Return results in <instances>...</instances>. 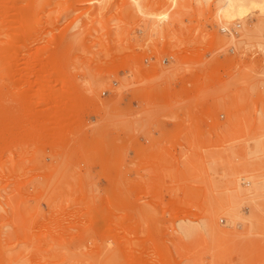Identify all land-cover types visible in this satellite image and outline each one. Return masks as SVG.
Segmentation results:
<instances>
[{
    "label": "rangeland",
    "instance_id": "1",
    "mask_svg": "<svg viewBox=\"0 0 264 264\" xmlns=\"http://www.w3.org/2000/svg\"><path fill=\"white\" fill-rule=\"evenodd\" d=\"M228 3L0 0V264H264V0Z\"/></svg>",
    "mask_w": 264,
    "mask_h": 264
},
{
    "label": "bare ground",
    "instance_id": "2",
    "mask_svg": "<svg viewBox=\"0 0 264 264\" xmlns=\"http://www.w3.org/2000/svg\"><path fill=\"white\" fill-rule=\"evenodd\" d=\"M252 3L258 4L260 2L259 1H253ZM224 12H225L227 18L234 17V15H236V14H233V13H237V15H240V16L243 15L245 13V0H229V3L226 6Z\"/></svg>",
    "mask_w": 264,
    "mask_h": 264
}]
</instances>
